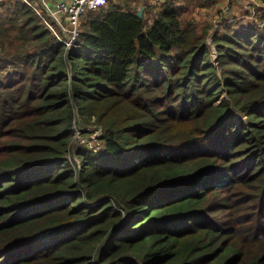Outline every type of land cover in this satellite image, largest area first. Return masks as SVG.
I'll return each mask as SVG.
<instances>
[{
	"label": "trees",
	"instance_id": "trees-1",
	"mask_svg": "<svg viewBox=\"0 0 264 264\" xmlns=\"http://www.w3.org/2000/svg\"><path fill=\"white\" fill-rule=\"evenodd\" d=\"M175 1L108 0L70 47L0 2V264H264V6L210 33Z\"/></svg>",
	"mask_w": 264,
	"mask_h": 264
},
{
	"label": "rangeland",
	"instance_id": "rangeland-1",
	"mask_svg": "<svg viewBox=\"0 0 264 264\" xmlns=\"http://www.w3.org/2000/svg\"><path fill=\"white\" fill-rule=\"evenodd\" d=\"M6 1L7 0H3L1 2H6ZM37 2H38V0H37ZM34 3L35 2H32V4H34ZM142 3L143 2L136 3L135 10L137 12L141 10L142 11V15L143 14L144 15H147L148 14V9L145 8V6L143 7L142 6L143 5ZM154 3H156V5L154 4L152 6H154L155 9H159L160 6H161V4H162L160 2V0H154ZM4 5L5 4H1L0 3V12H4V10H2ZM36 5L39 7L38 3ZM40 8L42 9L41 6H40ZM196 9L197 8H195L194 10H196ZM199 9L202 10V8H198L197 10H199ZM255 9L256 8H252V9H250V10H248V11L243 12L242 14H240V18H241L240 20L246 21L244 23H247V24L253 23L255 21L254 20L255 19L254 18V14H255L254 11H255ZM211 10H212V8H211ZM240 11L242 12V11H244V9L238 10L237 13L238 12L240 13ZM225 12H226V10H225ZM222 13L223 12L220 10L219 12H215V14H212V13L211 14H209V13H201V12H198L197 14L200 17V18L198 17V20H200V21H210L211 22V24L213 25V29L211 30L210 33H212L213 30L218 27V21H219V19L220 20H223V19H228L229 20V19H233L234 18V17H230L229 16L230 13H228L227 16H225ZM246 13H248V14H246ZM42 15L43 14H41L40 16H42ZM48 16L52 20V22L49 21L50 23H48V24H51L53 26L54 32H55V33H53V32L52 33L54 35H56V37L57 36H60V37L62 36L64 38L68 37L69 36V33L67 31L68 25H67L66 21H64V18L63 17H57V22H56L50 15H48ZM237 19H239V18H237ZM237 19H235V20H237ZM81 22H82V20H81ZM81 22H80V24H81ZM208 44L210 45L211 60L213 61V63H215V61L217 60V54H216V51H215L214 46L211 43L210 39L208 40ZM213 49H214V51H213ZM225 100H227L226 95H222L221 99L219 101H217V102L221 103V102H223ZM237 119L239 120L240 118L237 117ZM242 120L245 121V118H243ZM94 128L95 127H93V126H89L87 132L80 133V134L77 133V134L74 135V140H73V142L71 144V148H70V152H69V155L70 156L73 154V151L74 150L79 149V148H86V149H90V150H93V149H96L97 150L99 148V146L101 145V140H99V136H97V135H99V130L95 131ZM221 217H222V215L219 216V218H221Z\"/></svg>",
	"mask_w": 264,
	"mask_h": 264
},
{
	"label": "built area",
	"instance_id": "built-area-1",
	"mask_svg": "<svg viewBox=\"0 0 264 264\" xmlns=\"http://www.w3.org/2000/svg\"><path fill=\"white\" fill-rule=\"evenodd\" d=\"M1 1L3 0H0V2ZM40 1L43 10L37 5H31L37 14L41 15L45 12L48 15H50L56 22H57V17H63L65 19L69 28V29L67 28L69 36L66 38L62 36L61 37L57 36V38L62 43H64L66 47H70L78 37L80 31V22L82 18L90 12L99 10L108 2V0H58V1L40 0ZM47 1H52V6H48L46 3ZM225 1L227 2L225 7L227 9L230 0H225ZM47 26L51 32L55 33L54 28L51 24H48ZM88 127L85 129L88 130ZM73 128L75 129V134L81 133V131L76 126H74ZM94 130L95 131L99 130V135L97 136H100V129L95 127Z\"/></svg>",
	"mask_w": 264,
	"mask_h": 264
},
{
	"label": "crops",
	"instance_id": "crops-1",
	"mask_svg": "<svg viewBox=\"0 0 264 264\" xmlns=\"http://www.w3.org/2000/svg\"><path fill=\"white\" fill-rule=\"evenodd\" d=\"M58 1V0H57ZM167 1V0H160V2L162 3L160 8H162L164 2ZM37 2V0H36ZM143 2L142 6L144 7H148V6H152V5H156V3H154V0H134V9H135V5L136 3H141ZM38 5L39 7L41 5V1L38 0ZM48 6H52V1H47L46 2ZM176 5L178 6H181V7H185V0H176L175 1ZM226 4L227 2L225 0H215V5L214 7L211 9H207V8H202V10H193V12L191 13L190 16H193L195 17L196 19H198V12H201V13H209V14H215V12H219L220 10L223 12L222 14H224L225 16H227L228 13H230V17H234V18H240V14H242L243 12H246L252 8H257V7H262L264 6L263 4V1L262 0H230L229 1V5L227 6V9L225 8L226 7ZM43 8V7H42ZM159 8V9H160ZM240 9H244V11H240V13L237 11L240 10ZM226 10V12H225ZM200 18V17H199ZM65 21V19H64ZM246 22V21H245Z\"/></svg>",
	"mask_w": 264,
	"mask_h": 264
},
{
	"label": "water",
	"instance_id": "water-1",
	"mask_svg": "<svg viewBox=\"0 0 264 264\" xmlns=\"http://www.w3.org/2000/svg\"><path fill=\"white\" fill-rule=\"evenodd\" d=\"M137 16L138 17H141L142 16V11L141 10L137 12Z\"/></svg>",
	"mask_w": 264,
	"mask_h": 264
}]
</instances>
